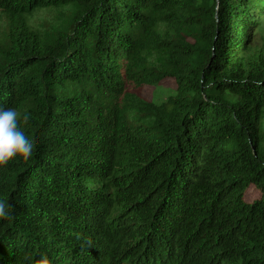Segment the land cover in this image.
Listing matches in <instances>:
<instances>
[{
    "label": "trees",
    "instance_id": "obj_1",
    "mask_svg": "<svg viewBox=\"0 0 264 264\" xmlns=\"http://www.w3.org/2000/svg\"><path fill=\"white\" fill-rule=\"evenodd\" d=\"M0 12V106L36 139L0 167V264H264V0Z\"/></svg>",
    "mask_w": 264,
    "mask_h": 264
},
{
    "label": "clouds",
    "instance_id": "obj_2",
    "mask_svg": "<svg viewBox=\"0 0 264 264\" xmlns=\"http://www.w3.org/2000/svg\"><path fill=\"white\" fill-rule=\"evenodd\" d=\"M25 104V97L18 95L12 106H0V167L16 157L28 159L36 147L35 137H30L25 131L31 118L30 113L25 110ZM9 216V206L0 199V217ZM43 264H48L47 258L43 260Z\"/></svg>",
    "mask_w": 264,
    "mask_h": 264
},
{
    "label": "rangeland",
    "instance_id": "obj_3",
    "mask_svg": "<svg viewBox=\"0 0 264 264\" xmlns=\"http://www.w3.org/2000/svg\"><path fill=\"white\" fill-rule=\"evenodd\" d=\"M3 21V17L0 12V21ZM262 36L264 37V22L262 27V33L261 35L256 36L257 42L254 44V46L257 44L258 47H261L264 42L262 41ZM176 93V85L174 81L168 80L164 82L161 86H158L156 88H145L143 90V96L147 98L148 100L152 102L157 103H163L167 101V99L171 96H174Z\"/></svg>",
    "mask_w": 264,
    "mask_h": 264
},
{
    "label": "water",
    "instance_id": "obj_4",
    "mask_svg": "<svg viewBox=\"0 0 264 264\" xmlns=\"http://www.w3.org/2000/svg\"><path fill=\"white\" fill-rule=\"evenodd\" d=\"M34 61H35V60H34ZM34 61H33V62H34Z\"/></svg>",
    "mask_w": 264,
    "mask_h": 264
}]
</instances>
